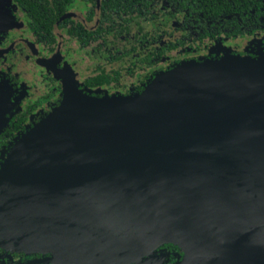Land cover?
Masks as SVG:
<instances>
[{
    "label": "water",
    "instance_id": "95a60500",
    "mask_svg": "<svg viewBox=\"0 0 264 264\" xmlns=\"http://www.w3.org/2000/svg\"><path fill=\"white\" fill-rule=\"evenodd\" d=\"M258 55L184 61L139 93L67 86L2 152L0 245L52 249L66 264H128L170 242L178 264H264ZM10 96L0 83V133Z\"/></svg>",
    "mask_w": 264,
    "mask_h": 264
},
{
    "label": "flooded vegetation",
    "instance_id": "af4514ba",
    "mask_svg": "<svg viewBox=\"0 0 264 264\" xmlns=\"http://www.w3.org/2000/svg\"><path fill=\"white\" fill-rule=\"evenodd\" d=\"M2 16L0 83L14 137L59 107L67 86L139 93L184 61L264 50V0H3ZM181 254L164 243L128 264H178ZM65 261L52 249L0 245V264Z\"/></svg>",
    "mask_w": 264,
    "mask_h": 264
},
{
    "label": "trees",
    "instance_id": "16d2710c",
    "mask_svg": "<svg viewBox=\"0 0 264 264\" xmlns=\"http://www.w3.org/2000/svg\"><path fill=\"white\" fill-rule=\"evenodd\" d=\"M106 2V1H105ZM107 3V2H106ZM245 56H250V57H258L259 55H257V56H251V55H245ZM199 60H201V59H199ZM11 111H12V108H11ZM8 116H10L11 114L10 113H8L7 114ZM11 119V118H10ZM11 123L10 122H8V124L4 127V129L1 131V133H0V136L3 138V139H1L0 140V147H3L2 145H4V147L2 148V151H1V154H0V165H1V161H2V152H3V150H7V149H9L11 146H12V144L15 142V140L19 137V136H21L22 134H23V132L21 133V134H19V135H16L15 137H14V135L13 134H11V135H9V136H7V133H8V131L9 130H12V128L11 127H9V126H11L10 125ZM0 137V138H1ZM14 137V138H13ZM168 244H174V243H170V242H168ZM175 246H178L177 244H174ZM179 247V246H178ZM180 248V247H179ZM181 250V249H180ZM182 252V251H181ZM182 256H183V252H182V254H181Z\"/></svg>",
    "mask_w": 264,
    "mask_h": 264
}]
</instances>
